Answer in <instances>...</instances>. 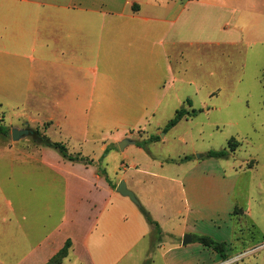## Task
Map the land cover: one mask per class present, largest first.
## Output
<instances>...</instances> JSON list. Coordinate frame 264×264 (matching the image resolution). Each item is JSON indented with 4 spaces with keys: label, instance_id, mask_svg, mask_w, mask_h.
Segmentation results:
<instances>
[{
    "label": "crops",
    "instance_id": "crops-1",
    "mask_svg": "<svg viewBox=\"0 0 264 264\" xmlns=\"http://www.w3.org/2000/svg\"><path fill=\"white\" fill-rule=\"evenodd\" d=\"M263 44L264 0H0V93L6 103L22 97L41 107L43 117L29 114L26 125L57 130L72 149L97 144L102 156L115 137L141 136L151 121L160 132L167 121H155L159 105L179 99L178 87L208 82L188 75L192 53L203 61L209 49ZM193 118H182L157 143L181 126L190 131ZM117 152L99 157L123 159L121 174L114 165L111 176L88 152L80 154L92 164L34 143L1 145L0 177L7 179L0 178V264H45L67 240L60 264H134L154 256L161 264H237L252 254L229 250L223 260L193 241L208 235L229 244L235 205L257 225L248 189L245 205L236 198L240 174L253 170L246 161L233 152L165 163L146 156L136 140ZM121 179L139 206L116 191ZM140 206L159 225L160 240ZM185 234L192 241L182 244Z\"/></svg>",
    "mask_w": 264,
    "mask_h": 264
},
{
    "label": "rangeland",
    "instance_id": "rangeland-1",
    "mask_svg": "<svg viewBox=\"0 0 264 264\" xmlns=\"http://www.w3.org/2000/svg\"><path fill=\"white\" fill-rule=\"evenodd\" d=\"M209 51L206 52L208 58L203 61H201L202 59H200L198 53H192L187 64L188 75H192V79L200 81V78L204 77V79H208V82L199 88L195 85L187 88L178 87L176 92L180 100L176 99L172 103L159 105L158 117L155 118V121L159 123L158 126L161 127L167 119L172 117L175 108H179L180 105H183L186 109L195 108L197 110L208 107L209 110L206 112L197 113L196 117L193 116L194 122L191 124L190 131L186 126H181L172 135H167L164 144L157 143L163 137L165 131L161 128L158 132L156 130L157 125L154 121H151L144 134L138 136L133 133L130 137L132 141L136 140V142L143 143L144 147H141V149L146 156H153L165 163L181 162L180 159L186 156L191 159L199 157V154L202 155L207 150L222 149L227 146V141L230 138L239 141L240 145L234 151V159L237 162L244 163L246 161L243 166L250 165L253 170L252 172L240 174L236 198L239 202H242L241 204L245 205L244 196L245 191L248 189L247 194H250L251 197L253 217L264 234V197L262 204H260L258 196L260 195L259 192L262 191L257 184L258 182L261 183V189H264V44L257 45L251 50L246 49L244 46L226 45L218 51L212 49H209ZM206 69L214 70L215 76H208L207 78ZM3 96L0 93V100L3 101H0V119L2 124L8 126L9 131L6 137H0V146L15 144L28 147V145L34 143L31 136L25 135L14 141L11 139V129L38 128L50 140L62 141L70 153L77 154L81 152L84 155V151L88 152L90 158L99 159L100 161L97 160L98 164L104 173L107 172L112 176V169L115 165V171L119 170L117 171L118 175L121 174L118 164L123 160L122 158H108L107 160L99 158L101 152L97 144L92 145L90 148L85 145L83 151L77 149V147L72 149L73 146L65 143L57 130H49L44 126L40 128L34 123L26 125L29 114L39 119L43 117V110L39 105L25 104L22 97L15 102L8 101L6 103ZM186 98L191 100L190 106L185 101L182 104V101ZM46 106L48 105H44L43 108ZM164 118L167 119L164 120ZM199 122H202L203 126ZM184 130L189 131L183 137L184 139L173 138ZM199 130H202V135L199 134ZM155 135L159 136V140L149 141L150 137ZM116 138H114L115 143L108 147V151L115 149L121 155L118 142L122 139L117 141ZM141 155L136 153L134 157L139 161ZM176 156L181 157L177 159ZM0 159L3 160L2 155H0ZM0 178H6V174ZM247 182H251L250 185ZM128 189L131 190L130 187ZM262 196L264 195L262 194ZM138 249H140V246ZM246 252L252 254L247 255L248 257L237 264H264V240L257 244H249L238 251H231L233 255ZM134 264H161V262L158 256H154L150 262L142 263L139 260L137 261L136 258Z\"/></svg>",
    "mask_w": 264,
    "mask_h": 264
},
{
    "label": "trees",
    "instance_id": "trees-1",
    "mask_svg": "<svg viewBox=\"0 0 264 264\" xmlns=\"http://www.w3.org/2000/svg\"><path fill=\"white\" fill-rule=\"evenodd\" d=\"M185 103L189 106L191 105V100L186 99ZM201 109L197 110L195 108L186 109L183 105L177 108L173 114V116L167 120L165 125L162 127L163 131H168L171 127L175 126L182 118L184 117H193ZM30 129V127H28ZM31 138L34 144L47 146L55 149L64 159L72 161V162H82L85 164H92V160L84 157L80 153L72 154L68 151L66 145L59 141L50 140L44 133H42L38 128L31 129ZM9 128L8 126L2 124L0 119V137H6L8 134ZM159 140V136H151L149 141H157ZM136 144L140 147H144L143 143L136 142ZM240 145V142L234 138H230L227 141V146L219 149V150H207L205 153L201 155V157H212V158H228L231 153H233L236 148ZM108 152V148L104 150L102 156ZM190 159L189 156H186L180 161ZM174 161V160H173ZM101 172L103 170L100 169ZM140 211L144 216L147 223L152 227V235L156 239L160 240L161 229L156 221L152 219L149 212L143 207L140 206ZM231 221H232V240L229 244L224 241H218L213 239L208 235H193V241L200 243L203 246L210 248L215 253L219 254V256L226 260L228 258V251H238L239 249H243L249 244H257L264 240V234L260 231L257 225L251 221L247 215L245 214V209L242 206L235 205L233 211L231 213ZM70 245V241L67 240L64 246L58 250L45 264H60L63 258L67 255L68 247Z\"/></svg>",
    "mask_w": 264,
    "mask_h": 264
},
{
    "label": "water",
    "instance_id": "water-1",
    "mask_svg": "<svg viewBox=\"0 0 264 264\" xmlns=\"http://www.w3.org/2000/svg\"><path fill=\"white\" fill-rule=\"evenodd\" d=\"M32 130L29 128H21V129H11V139L14 141L19 140L21 137L25 135H31ZM129 143H134L131 139L124 138L121 141L118 142L119 148L122 150L124 147L129 144ZM116 191L120 193L123 196H127L133 203H135L137 206H139V201L136 198L135 194L129 190L125 184L124 180H120L119 183L116 186ZM192 241V237L190 234H185L182 238L181 243L182 244H187Z\"/></svg>",
    "mask_w": 264,
    "mask_h": 264
}]
</instances>
